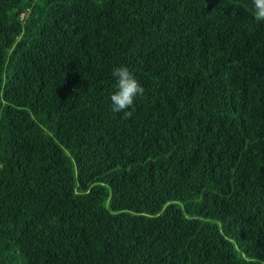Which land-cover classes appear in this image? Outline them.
I'll use <instances>...</instances> for the list:
<instances>
[{
    "label": "trees",
    "instance_id": "16d2710c",
    "mask_svg": "<svg viewBox=\"0 0 264 264\" xmlns=\"http://www.w3.org/2000/svg\"><path fill=\"white\" fill-rule=\"evenodd\" d=\"M0 264H264L252 0H0Z\"/></svg>",
    "mask_w": 264,
    "mask_h": 264
},
{
    "label": "clouds",
    "instance_id": "9594fccd",
    "mask_svg": "<svg viewBox=\"0 0 264 264\" xmlns=\"http://www.w3.org/2000/svg\"><path fill=\"white\" fill-rule=\"evenodd\" d=\"M252 14L257 22H264V0H252ZM113 76L117 78L114 91L111 94L112 109L117 113H122L123 118L129 119L133 113L130 107L138 96L145 93L137 77L126 66L113 69Z\"/></svg>",
    "mask_w": 264,
    "mask_h": 264
}]
</instances>
